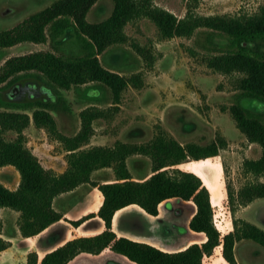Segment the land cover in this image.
I'll return each mask as SVG.
<instances>
[{"label": "trees", "instance_id": "trees-1", "mask_svg": "<svg viewBox=\"0 0 264 264\" xmlns=\"http://www.w3.org/2000/svg\"><path fill=\"white\" fill-rule=\"evenodd\" d=\"M99 0H55L47 7L31 13L15 25L0 29V48L23 42L46 43L49 37L58 40L70 32L82 44L80 53L40 49L9 57L0 67V105H10L33 110H0V166L14 165L21 174L16 189L0 181V209L4 207L19 211L20 229L24 236H33L56 221L68 220L78 227L87 220L100 217L105 223L103 231L91 235H75L66 243L40 257L36 249L27 255L26 264H68L81 252L101 254L111 249L138 264H203L206 256L222 247L229 264H238L235 253L236 241L251 239L264 246V228L256 223L242 220L238 229L222 233L214 220L215 206L210 187L202 177L192 170L170 167L188 158L196 160L216 156L227 145L219 135L207 144L194 141L183 143L165 132H159L146 142L118 141L114 146L90 143L95 133L94 120L105 116L104 110L87 108L81 112L80 131L68 136L57 128L51 113L61 102L60 89L88 82L109 87L115 103H119L123 91L134 84H144L141 72L125 76L104 66L100 54L112 45L126 42V26L131 20L148 16L167 37L191 36L199 27H205L207 46L217 50L208 59V65L225 73H242L238 79L239 93L230 110L237 126L252 142L262 147L259 158H247L244 170L257 176L264 175V112L246 107L242 100L258 98L264 100V5L252 15H197L188 9L184 17L155 4L154 0H112V13L100 21H90L88 13ZM197 3L200 0H190ZM143 54L148 64L154 63L151 47L133 44ZM32 75L48 85L55 93L52 98L27 101L5 98L4 85L13 84L24 76ZM32 119L39 127H47L57 135L69 151L68 165L61 173L47 168L39 156L25 145L23 131ZM16 130L15 139H7L3 132ZM147 155L151 160V174L136 179L129 166L132 155ZM113 168L115 179L96 180L93 173L101 168ZM82 184L98 187L103 193V203L98 210L70 219L65 212L54 206L55 198ZM230 197H237L248 205L256 198L264 197V181L246 183L238 193L229 190ZM168 199L182 202L192 201L196 211L190 219V227L204 232L206 240L194 242L179 251H166L154 244L119 235L115 229L116 213L131 204L141 206L148 214L158 216L161 204ZM10 246V241L0 234V252Z\"/></svg>", "mask_w": 264, "mask_h": 264}, {"label": "rangeland", "instance_id": "rangeland-1", "mask_svg": "<svg viewBox=\"0 0 264 264\" xmlns=\"http://www.w3.org/2000/svg\"><path fill=\"white\" fill-rule=\"evenodd\" d=\"M53 1L55 0H0V29L15 25ZM154 2L173 11L179 17H184L189 8L197 15H252L258 13L264 5V0H200L197 3L190 0H154ZM113 7L112 0H99L89 11L88 19L103 20L112 13ZM207 32L205 27H199L191 36L167 37L162 34L157 23L148 16L131 20L126 26L128 40L110 46L100 54V58L105 67L125 76L141 72L144 84L140 87L130 84L123 91L119 103L114 102L109 87L96 82L73 86L70 89H60L59 94L66 101L68 108L65 110L63 108L65 103L61 102L58 108L51 110V113L56 118L58 130L73 136L81 129L83 110L87 108L104 110L106 115L94 120L95 133L90 143L82 148L94 145L114 146L119 140L146 142L162 131L183 143L194 141L207 144L219 135L224 136L227 145L221 148L218 156L203 160L188 158L182 167L174 165L170 167V171L192 170L206 179L215 206L214 220L223 234L238 229L242 220H250L264 227V197L256 198L245 205L240 203L237 197L229 196V190L234 191L236 195L246 183L264 181V175L257 176L244 170L245 159L259 158L262 147L241 132L230 110L239 93L237 83L242 73H225L208 65V59L218 51L206 45ZM133 44L151 47L155 58L154 63L148 64L149 60L136 50ZM54 45L64 53H80L82 50L81 41L68 32L58 40L50 36L46 43L23 42L0 48V67L13 55L45 48L53 49ZM22 79L29 80L26 83L31 88L35 86L39 90L38 95L33 93L30 96L32 99H49L56 95L48 85L32 75L24 76L19 80ZM19 80L13 84L4 85L1 93L5 98L17 100V96L9 92L18 86ZM39 81L45 89L37 87L36 82ZM242 103L255 111L264 112V100L246 98L242 100ZM0 110L27 111L31 116L33 115L31 108L0 105ZM3 134L7 139H15L19 135L16 130H6ZM23 134L25 145L39 156L47 168L53 169L56 173L65 170L68 165L69 151L56 134L47 127L37 126L34 119ZM128 163L136 176L143 177L151 172V160L147 155H132ZM109 177H115L114 169L111 167L93 173V178L96 180L102 181ZM20 180V171L14 165L0 166V181L5 185L14 189L19 185ZM78 190L69 195L62 196L63 193L58 195L57 197H62L57 199L55 207L64 209L60 207V204L64 203V198L67 196H71L68 200L73 198V201L77 202L71 208L75 215L82 213L80 211L87 205V200H90L89 209L97 206L96 193L92 185L83 184ZM96 191L102 194L100 189L96 188ZM79 192L83 198H75ZM66 203H68L67 200ZM73 203L68 204L73 205ZM184 204L181 203V211L184 213L181 215H183L182 218H188L196 211V207L192 201ZM163 216H165V209ZM18 221L20 223L17 211L0 209L1 233L13 230L19 235ZM159 221L165 223L166 219H159ZM156 226V224L153 225L154 228ZM187 232V227L180 224L175 227V230L171 226H165L159 235L163 239H169L173 237V234L189 239ZM77 234L79 233L73 230L68 236L73 237ZM199 236L203 239L204 235ZM238 241L236 248L238 264H264V247L251 239ZM34 247L31 250L37 248L36 245ZM31 250L27 240L22 237L15 238L11 246L0 252V264H26V253ZM39 251L41 255L44 251L46 252L45 249ZM122 258L126 263L138 264L125 256ZM98 261L97 256L85 252L68 264H96ZM114 261L110 260V264H115ZM203 264L229 263L223 256L222 247H219L212 255L204 258Z\"/></svg>", "mask_w": 264, "mask_h": 264}, {"label": "crops", "instance_id": "crops-1", "mask_svg": "<svg viewBox=\"0 0 264 264\" xmlns=\"http://www.w3.org/2000/svg\"><path fill=\"white\" fill-rule=\"evenodd\" d=\"M218 155H216V156H218ZM212 157H214V156H212ZM183 164H184V161L182 163L177 164V166L182 167ZM101 169H105V168H101ZM150 174L151 173L141 177V176H136L135 173L133 172L134 177L136 179H140V180L143 178L149 177ZM113 179H115V177L104 178L103 180H113ZM202 179H203L204 183L209 186L206 179L204 177H202ZM80 186H78L77 188H75L73 190L64 192L62 194V196L64 194L69 195L72 193H76L77 191H79L78 189ZM16 188H14V189H16ZM96 188H98V187L93 186V191H95V193H96L95 197L97 200V206L95 208L89 209L90 200H87L88 201L87 205L85 207H83L84 209H82L84 211L81 210L80 212H82V213L80 215H75V213L73 212V210L71 208L73 206H75L77 204V202L76 201L74 202L73 198H71V200H68L71 196L70 197L67 196L64 198V203L62 205L60 204V207L64 208V209H58V208L57 209L65 212V216H67L70 219H77V218H80V217L88 214L91 211L98 210L103 203L104 196H103V193L100 194L98 191H96ZM80 195H81V193L79 192L77 197H75V198H79V197L83 198V196H80ZM61 197L59 196V197L55 198L54 206H55V203H57V201L59 199H61ZM66 200L68 201L69 204H72L74 202L73 205H69L68 203H66ZM190 202L191 201L182 202V201L177 200V199L165 200L161 204V212L158 216H152V215L148 214L141 206H139L137 204L128 205V206L120 209L116 213L115 218H114L115 229L120 236L124 235V236H128V237L135 239V240H138V241L151 243V244H154V245H156V246H158V247H160L166 251H179V250L185 249L190 244H192L194 242L201 243V242L205 241L207 238V236L204 232H197L190 227V219L195 212L191 216H189L188 218H185V217L182 218L183 215H181V214H184V213L181 211L182 210L181 203L183 205H185L184 203H190ZM174 203H177V204H174ZM66 206H68V208ZM5 208L12 209V208H8V207H4V209ZM164 209H165V216H163ZM13 210H15V209H13ZM15 211H17V210H15ZM17 214H18V216H20L21 213L19 211H17ZM163 218L166 219L165 223L159 221V219H163ZM247 221L252 222L250 220H247ZM17 223H18V226H20L19 221ZM252 223H254V222H252ZM70 224L71 223L68 220L61 219V220L56 221L53 224H51L50 226H48L46 229H44L40 233L33 235V236H24L21 232V229H19L20 230L19 235L15 234L13 230L3 231V233H1V231H0V234L5 239L10 241V246H11V242L13 239L18 238V237H22V239L27 240L29 242L30 250H31V248H35L34 247L35 245L38 248V249L36 248L37 251L45 249L46 252L44 251L43 255L40 254L41 253L40 251H39L40 253L38 252L40 257H43L47 252L53 250L54 248L58 247L59 245L66 243L68 240L73 238L75 235L73 237L68 236V234L72 233L73 230H75L79 233L77 235H91V234L99 233V232L103 231L105 228V223H104L103 219L100 217L91 218L78 227L75 226L72 228L71 226H74V225L73 224L70 225ZM154 224L157 225L155 228L153 227ZM180 224H184L187 227V231H188L187 236L189 239H185V237L182 238L180 235H177V234H173V237L171 236V238H169V239H167V238L163 239L159 235V232H162L163 228L165 226L166 227L171 226L175 230V227L180 225ZM67 225H70V226L67 227ZM258 225H260V224H258ZM64 228H65V230H64ZM174 232L176 233V231H174ZM200 234L204 235L203 239L201 238V236H199ZM36 239H37V244H36ZM244 239H246V238H243L241 240H244ZM246 240L250 241V239H246ZM54 243H58V244L54 246L53 245ZM237 243H239V241H236L235 253H236ZM259 245H261V244H259ZM262 247H264V246H262ZM26 249H28V248H26ZM28 253H26V254L28 255ZM84 253L85 252L79 253L73 259L76 260L77 258L81 257V255H83ZM86 253H88V252H86ZM90 254H92V253H90ZM92 255L97 256V258L99 259V261L96 264H110V260H113V261L115 260L116 261V262L114 261L115 264H123V263L135 264L132 262H128V263L124 262L122 260V259H124V258H122L123 256L116 254L114 251H112L109 248L106 249L101 254H92ZM26 262H27V259H26Z\"/></svg>", "mask_w": 264, "mask_h": 264}, {"label": "flooded vegetation", "instance_id": "flooded-vegetation-1", "mask_svg": "<svg viewBox=\"0 0 264 264\" xmlns=\"http://www.w3.org/2000/svg\"><path fill=\"white\" fill-rule=\"evenodd\" d=\"M29 80H19L18 82V86L14 88V90H12L11 93L12 95H16L17 99H23V98H28L30 97L33 93H37V95L39 94V90L33 86L32 88L28 85ZM41 82H36V85H38L37 87H42ZM43 89H45L44 87H42ZM31 98V97H30Z\"/></svg>", "mask_w": 264, "mask_h": 264}, {"label": "water", "instance_id": "water-1", "mask_svg": "<svg viewBox=\"0 0 264 264\" xmlns=\"http://www.w3.org/2000/svg\"><path fill=\"white\" fill-rule=\"evenodd\" d=\"M30 99H32V98H30V97H26V98H23V99H20V100H22V101H27V100H30ZM18 100V99H17Z\"/></svg>", "mask_w": 264, "mask_h": 264}]
</instances>
